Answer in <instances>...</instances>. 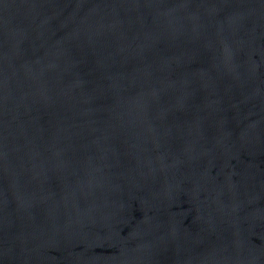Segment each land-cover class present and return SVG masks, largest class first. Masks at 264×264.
Returning <instances> with one entry per match:
<instances>
[{
    "label": "water",
    "instance_id": "obj_1",
    "mask_svg": "<svg viewBox=\"0 0 264 264\" xmlns=\"http://www.w3.org/2000/svg\"><path fill=\"white\" fill-rule=\"evenodd\" d=\"M0 264H264V0H0Z\"/></svg>",
    "mask_w": 264,
    "mask_h": 264
}]
</instances>
